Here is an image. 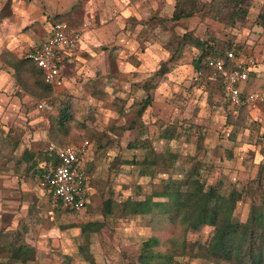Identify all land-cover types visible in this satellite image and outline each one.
<instances>
[{
	"label": "rangeland",
	"instance_id": "374dc122",
	"mask_svg": "<svg viewBox=\"0 0 264 264\" xmlns=\"http://www.w3.org/2000/svg\"><path fill=\"white\" fill-rule=\"evenodd\" d=\"M5 9H9V1L0 13ZM262 14L264 0H252L247 14L252 25L248 28L242 27L240 20L233 22L227 17L204 22L199 17H192L175 23L169 20L171 16H166L158 31L153 26L157 17L153 16L149 19L153 24L145 32L138 33L132 47L117 52L112 50L107 58L105 75L84 83L87 94L74 96L52 91L56 101L50 113L57 116L66 109L69 116L54 142L78 144L87 141L92 144L97 174L93 178L89 175V186L95 191H88L89 203L83 210L71 212L40 190L44 204L36 209L35 230H29L27 217L16 233H4L0 229V248L13 244L22 231L30 237L25 240L24 236L22 243L32 245L36 251L35 259L28 264H89L83 257L84 252H80L86 245L95 264H137L141 244L151 237L158 242L154 250L163 254L183 242L197 243L195 251L206 243L208 228L187 231L179 220H171L162 211L145 217L121 218L116 212L106 214L109 208L103 204L106 201L143 200L154 192L172 190L176 182L181 183L186 173L193 170L198 171L207 187L220 186L225 195L233 190L245 194L247 182L264 166V142L255 140L264 132V105L259 106L258 112L245 111L243 120L237 118V111L225 100L223 92L210 95L207 79L197 77L193 60L201 51L183 44L169 62L166 45L173 35L181 36L190 31L203 41L214 40L215 48L222 54L233 50L239 56L252 58L256 64L255 46L248 41L261 35L253 32V28L256 22H262L256 21L258 16L263 17ZM231 44L241 49L225 50V46ZM149 45L152 48L147 52ZM141 58H144V64L138 62ZM165 63L167 71L162 73ZM254 72L256 77L264 76L262 59L257 62ZM28 74L23 67L14 72V76L18 75L15 82L26 93L23 85L29 82ZM210 77L215 80L217 76L212 71ZM31 99L27 117L31 116L30 120L38 123V131L46 133L45 142L53 141L48 133L50 113L38 112L35 108L38 98L31 96ZM145 101L149 105L142 116L137 117L136 111ZM228 120L239 124L231 125ZM167 126L175 128L173 139L159 137ZM136 139H148L153 151L128 148V143ZM153 154L177 155L175 168L143 166L141 162ZM85 172L93 174L91 168H86ZM152 200L167 201L165 198ZM249 203L245 196L235 204L228 203L234 220L244 222ZM87 222H101L100 231L85 237L78 226ZM5 255L6 252L0 249V264ZM177 262L213 264L205 259L189 258H179Z\"/></svg>",
	"mask_w": 264,
	"mask_h": 264
},
{
	"label": "crops",
	"instance_id": "0c3cea01",
	"mask_svg": "<svg viewBox=\"0 0 264 264\" xmlns=\"http://www.w3.org/2000/svg\"><path fill=\"white\" fill-rule=\"evenodd\" d=\"M6 1H9V9L0 13V229L4 233H16L28 218L32 232L36 209L44 204L41 191H45L39 188L37 178L40 180L46 173L47 159L43 150L50 141L45 142L46 133L38 131V123L30 120L31 116L27 117L32 99L15 82V68L19 69L27 53L48 38L52 25L61 22L68 29L81 31V46L73 54L60 58L59 84L52 89L66 95H85L84 83L105 75L112 50L117 52L132 47L138 33L145 32L153 24L149 22L153 16L157 17L153 24L155 31L160 30L163 18L173 13L174 0H0V11ZM253 32L261 34L248 41L255 46L257 64L260 59L264 62V21L255 25ZM145 38H141L142 41ZM149 46L147 52L152 48ZM138 62L144 64L145 60L141 58ZM256 64L247 82L241 84L243 96L264 90V76L256 77L254 72ZM261 105L264 101L248 109L258 112ZM94 154L89 144L83 166L84 171L91 168L93 172L92 175L85 172L91 192L95 188L89 186V175L93 178L97 174ZM20 232L12 245L34 248L22 243L24 236L25 240L30 237ZM19 239L21 242L17 243Z\"/></svg>",
	"mask_w": 264,
	"mask_h": 264
},
{
	"label": "trees",
	"instance_id": "16d2710c",
	"mask_svg": "<svg viewBox=\"0 0 264 264\" xmlns=\"http://www.w3.org/2000/svg\"><path fill=\"white\" fill-rule=\"evenodd\" d=\"M252 0H174V10L169 18L172 22H179L183 19L199 17L201 21L213 20L218 21L222 17H227L233 22L240 20L242 27L251 26L252 23L247 20V14L250 9ZM264 21V16H258L256 21ZM259 24V22H256ZM188 44L201 51V54L193 60L196 71L201 72L202 77L207 79V89L209 94L222 93V79L220 76L211 80L212 70L204 64L206 57H215L222 59L225 67L229 68L230 64L224 57V54L215 48L214 40L210 43L197 38L193 32H184L181 36L173 35L166 45V50L170 54L171 62L179 51V47ZM231 48L241 49L240 46L227 45L225 50ZM25 68L29 73V82H25L23 88L34 98L38 100H47L51 104L53 111L55 101L53 89L51 86L44 84L42 73L28 59L25 60L20 68ZM18 70V67L15 68ZM15 70V72H16ZM167 71L166 63L160 72ZM161 74V73H159ZM15 81L18 75L14 76ZM149 105L148 101L142 102L136 111V116L141 117ZM66 110V109H65ZM63 110L55 116L49 114V137L53 142L57 138V132L64 129V125L69 119L66 111ZM237 111V118H244V112L248 111L246 106L233 107ZM229 124H239L228 120ZM175 128L166 127L160 134L162 139H173ZM128 148L148 149L151 152V144L148 139H136L128 143ZM46 171L53 170L57 165L55 157L46 156ZM177 155L168 154L159 156L153 154L146 157L141 164L146 167L154 168L163 165L166 170L175 168ZM136 164L138 162H135ZM169 191L154 192L143 200L126 199L122 202L106 201L103 205L108 206L106 214L116 212L121 218L145 217L162 211L163 215L168 216L171 220L177 219L183 225L185 230L198 232L203 228L209 229V235L206 243L199 245L197 243H181V246L175 245L166 254L155 251L154 247L158 244L153 237L145 240L139 249L137 264H177L179 258L205 259L213 264H264V166L258 171L256 176L249 180L246 185L245 194L233 190L227 195L223 194L220 186L207 187L201 180L197 170L186 173L181 183L176 182ZM175 184V182H173ZM88 194V201H89ZM243 196L250 200L247 216L244 222L233 219L232 212L228 209V203H237L242 200ZM152 198H165L166 202L153 201ZM55 201V200H54ZM57 202V201H55ZM115 207L114 211L112 208ZM70 210V209H66ZM73 212L72 210H70ZM75 227V226H70ZM81 233L88 237L90 233L99 232L101 222H87L78 226ZM6 252L5 260L1 264H28L35 259L36 251L34 248L25 245H6L0 248ZM87 245L80 248L85 261L89 264H95L94 260L88 254Z\"/></svg>",
	"mask_w": 264,
	"mask_h": 264
},
{
	"label": "built area",
	"instance_id": "2783aa9c",
	"mask_svg": "<svg viewBox=\"0 0 264 264\" xmlns=\"http://www.w3.org/2000/svg\"><path fill=\"white\" fill-rule=\"evenodd\" d=\"M80 46L81 31L68 29L63 23L56 22L52 25L48 38L29 51L26 58L42 73L44 84L56 88L59 84L60 58L73 54ZM224 57L230 64L229 68L225 67L222 59L215 57H206L204 64L216 76L221 77L225 100L233 107L247 108L263 102L264 90L242 95L241 84L249 79L254 60L239 56L233 50L224 52ZM197 75L200 76L201 72H197ZM35 108L38 112L44 113L51 110V104L47 100H39ZM257 141L264 142V132L258 134ZM88 147L87 141L64 146L48 142L43 150L46 156L57 159V165L40 178L39 187L64 208L74 212L83 210L88 201V177L83 166Z\"/></svg>",
	"mask_w": 264,
	"mask_h": 264
}]
</instances>
